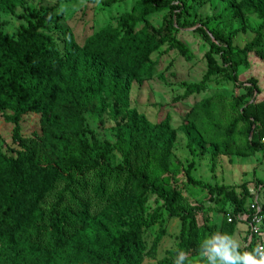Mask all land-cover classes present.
I'll list each match as a JSON object with an SVG mask.
<instances>
[{"label":"rangeland","instance_id":"obj_1","mask_svg":"<svg viewBox=\"0 0 264 264\" xmlns=\"http://www.w3.org/2000/svg\"><path fill=\"white\" fill-rule=\"evenodd\" d=\"M9 1L17 5L13 14L4 12ZM142 2L0 0V33L15 39L21 27L40 23L61 54L64 32H70L81 47L122 18L135 28L146 25L166 34V41L147 59L151 77L142 75L131 81L128 112L115 121L107 108L96 104L94 111L83 112L81 117L68 115L66 129L86 137L89 143L96 140L114 145L117 126L127 125L134 115L150 124H158L167 115L175 135L167 161L161 163L158 152L137 142L128 165L113 149L106 164L96 160L77 169L59 168L58 181L39 208L48 212L60 194L63 202L58 213L64 216L67 238L75 240L84 232L74 214L86 212L89 221L97 220L142 203L141 214L158 213V220L141 233L146 252L141 264L174 261L177 250L188 254L185 264H200L199 244L213 232L234 234L245 244L247 225L238 219L242 215L228 221L234 207L223 190L233 191L238 198L247 195L248 209L256 204L264 210V154L248 143L253 135L264 144V0L250 2L261 8L260 13L240 6V0H171L169 7L143 19ZM170 19L172 28L166 25ZM215 36L232 43L235 81L224 73L208 71V55L221 63L212 44L224 43ZM244 109L252 123L249 134L248 123L240 119ZM12 116L9 109L0 111V154L15 159L31 152L34 166H51L53 160L43 146L41 116L28 113L17 123ZM188 127L196 139L191 147L185 133ZM127 138L132 144L129 133ZM189 165L196 183L187 180ZM46 224L44 219L33 238V254H53ZM261 234L264 238V227Z\"/></svg>","mask_w":264,"mask_h":264},{"label":"trees","instance_id":"obj_2","mask_svg":"<svg viewBox=\"0 0 264 264\" xmlns=\"http://www.w3.org/2000/svg\"><path fill=\"white\" fill-rule=\"evenodd\" d=\"M250 2L240 0L239 5L252 7ZM171 3V0H143L142 19ZM15 6L14 1L7 2L4 12L13 14ZM252 8L261 11L260 7ZM166 25L172 28L171 19ZM41 27L40 23L21 27L15 39L0 33V111L11 110L10 119L15 123L28 113L39 114L43 146L53 160L51 166L38 167L32 164L31 152L15 159L0 154V264H141L146 253L141 233L158 220V213L141 214L142 203L97 220L89 221L86 212L74 214L84 232L75 240L67 238L64 216L58 213L63 202L60 194L48 212L39 205L56 185L59 168L77 169L96 160L106 164L113 149L120 153L124 165H128L130 151L137 142L158 152L161 163L167 161L175 138L167 115L158 124L134 115L127 125L117 126L114 145L96 140L89 143L86 137L66 129L68 115L81 117L83 112L94 111L96 104L107 108L115 121L128 112L131 81L142 75L151 77L147 59L166 41V34L146 25L135 28L122 18L115 27L89 37L81 47L75 44L70 32H64V53L61 54L54 38ZM214 38L224 43L223 46L212 44L213 53L221 63L208 55V71L224 73L235 81L232 43L227 38ZM240 119L248 123L246 133L249 134L252 123L245 109ZM185 133L191 147L196 139L189 127ZM248 143L264 154V144L253 135ZM190 169L191 165L185 173L187 180L196 183ZM223 193L234 207L230 223L236 215L251 214L246 206L247 195L238 198L233 191L223 190ZM260 210L261 214L263 207ZM44 219H47L45 227L51 256L44 251L33 254V238L37 237ZM254 245L247 247L251 249ZM163 264H174V261Z\"/></svg>","mask_w":264,"mask_h":264},{"label":"clouds","instance_id":"obj_3","mask_svg":"<svg viewBox=\"0 0 264 264\" xmlns=\"http://www.w3.org/2000/svg\"><path fill=\"white\" fill-rule=\"evenodd\" d=\"M262 227L264 216L257 215L253 228L259 232ZM198 257L200 264H264V243H257L248 249L236 235L216 231L200 242ZM186 260L188 254L181 250L177 252L174 264H185Z\"/></svg>","mask_w":264,"mask_h":264},{"label":"built area","instance_id":"obj_4","mask_svg":"<svg viewBox=\"0 0 264 264\" xmlns=\"http://www.w3.org/2000/svg\"><path fill=\"white\" fill-rule=\"evenodd\" d=\"M264 141V140H262ZM253 209V213L248 215V214H239V215H242L240 216V218H238L239 220L241 221H244L247 225V232H246V235H245V243L246 245H250L252 243H254L255 245L257 243H264V238H262V234H261V230L259 232L255 231L254 228H253V221H254V218L257 216V215H260V208L258 206H252ZM259 209V211H257ZM232 218L229 217L228 221L231 222ZM254 245V246H255Z\"/></svg>","mask_w":264,"mask_h":264}]
</instances>
